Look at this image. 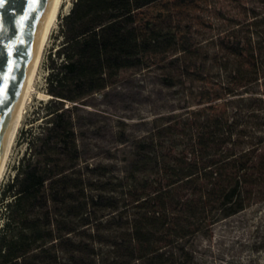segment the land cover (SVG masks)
Instances as JSON below:
<instances>
[{
	"label": "trees",
	"instance_id": "16d2710c",
	"mask_svg": "<svg viewBox=\"0 0 264 264\" xmlns=\"http://www.w3.org/2000/svg\"><path fill=\"white\" fill-rule=\"evenodd\" d=\"M61 36L45 124L3 191L0 264H190L194 237L264 199L248 120L264 99L245 94L264 81V0H75ZM126 68L184 102L112 171L82 161L72 110Z\"/></svg>",
	"mask_w": 264,
	"mask_h": 264
},
{
	"label": "rangeland",
	"instance_id": "374dc122",
	"mask_svg": "<svg viewBox=\"0 0 264 264\" xmlns=\"http://www.w3.org/2000/svg\"><path fill=\"white\" fill-rule=\"evenodd\" d=\"M74 1L63 0L46 44L0 184V222L6 184L27 151L28 137L45 124L46 101L50 97L45 94L46 77L52 58H58L54 52L62 42L63 17L70 12ZM248 89L245 94L264 99V81ZM183 102L176 87L163 83L158 69L121 70L105 89L86 97L84 103L79 102L72 110L82 161L104 163L112 171H124L135 138L151 129L155 116L177 111ZM248 114L254 125L264 121V102L249 107ZM190 244L193 253L190 264H264V199L214 223L208 233L198 234Z\"/></svg>",
	"mask_w": 264,
	"mask_h": 264
},
{
	"label": "water",
	"instance_id": "95a60500",
	"mask_svg": "<svg viewBox=\"0 0 264 264\" xmlns=\"http://www.w3.org/2000/svg\"><path fill=\"white\" fill-rule=\"evenodd\" d=\"M51 0H0V150L18 106Z\"/></svg>",
	"mask_w": 264,
	"mask_h": 264
},
{
	"label": "bare ground",
	"instance_id": "6f19581e",
	"mask_svg": "<svg viewBox=\"0 0 264 264\" xmlns=\"http://www.w3.org/2000/svg\"><path fill=\"white\" fill-rule=\"evenodd\" d=\"M62 3L63 0H51L47 13L45 15L44 22L38 38L37 49L34 55V59L30 66V73L26 79L18 106L16 108L15 114L13 116L5 140L0 150V184L7 165V161L10 156L13 143L16 139L18 130L20 128L23 119L27 102L31 97L34 88V83L40 68V63L43 58L46 44L50 37L51 31L57 22L58 14L62 6ZM45 94L51 96V94L49 93H45Z\"/></svg>",
	"mask_w": 264,
	"mask_h": 264
}]
</instances>
